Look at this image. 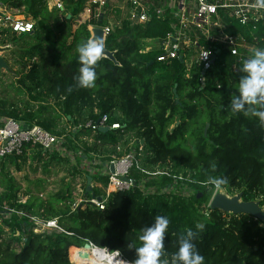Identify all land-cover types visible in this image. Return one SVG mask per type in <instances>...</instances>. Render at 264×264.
Instances as JSON below:
<instances>
[{"label":"trees","instance_id":"trees-1","mask_svg":"<svg viewBox=\"0 0 264 264\" xmlns=\"http://www.w3.org/2000/svg\"><path fill=\"white\" fill-rule=\"evenodd\" d=\"M85 1L62 0L63 8L50 10L48 0H0L7 9L28 7L38 21L31 34L18 35L10 27H0V45H16L14 52L23 69L25 87L31 82L33 88L45 89L57 101L53 121L43 111L21 117L16 111L5 112L2 105L0 115L37 123L58 136L62 133L56 128L63 118L71 128L104 115H109L110 124L121 125V129L108 131L70 129L65 133L62 153L35 149L0 159V264H84L93 248H83L86 243L111 252L118 250L127 263L134 264L136 253L128 244L139 246L141 230L154 223L157 215L170 221L161 257L165 264L173 263L180 237L189 228L195 230L198 223L205 225L195 241L205 264H264L263 223L249 215L208 208L216 189L210 183L213 178L226 180L221 185L225 189L243 190L245 201L262 199L264 205V125L257 117H246L230 107L242 75L241 65L236 64L231 52L216 46V60L203 86L200 67H194L188 77L180 59L161 62L158 57L163 50L145 49L147 39L166 37L172 30L171 20L156 19L144 25L124 21L105 41L119 64L102 57L96 66L95 87L79 88L78 47L91 40L89 26L98 23L85 10ZM229 20L226 18V23ZM227 31L246 34L248 42L255 45L251 55L264 49L262 25L254 29L233 23ZM82 137L86 140L79 146ZM141 143L148 154L144 165L153 169L159 166L167 173L150 177L145 188L112 192L104 210L85 203L93 195H106L109 178L100 168L112 158L106 157L107 149L122 157L131 149L138 152ZM118 147L124 148L118 151ZM63 154H80L79 161L89 164L76 173H84L86 180L89 175L101 184L93 194L85 188L87 198L75 210L70 184L43 199L31 196V190L21 193L15 176L6 168L7 160L17 171L29 159L47 166L70 162ZM97 161L100 163L93 165ZM91 166L98 171L91 173ZM133 176L138 183L147 177L138 169ZM176 180L174 189L186 186L192 192L190 196L164 191ZM26 196L28 199L22 202L21 197ZM27 215L56 219L64 231L37 233Z\"/></svg>","mask_w":264,"mask_h":264},{"label":"built area","instance_id":"built-area-1","mask_svg":"<svg viewBox=\"0 0 264 264\" xmlns=\"http://www.w3.org/2000/svg\"><path fill=\"white\" fill-rule=\"evenodd\" d=\"M54 1L58 7L63 8L62 0ZM0 7L7 14L6 18L0 17V27H10L18 35L34 32L36 25L33 21L26 17L13 20V16L5 11L7 8L3 7L1 3ZM85 10L92 15V21H98V23L89 26L91 37L93 36L92 28L100 27L105 32V40L124 21L144 25L156 19L171 20L172 30L166 37L147 39L146 41L156 42L152 49L156 47L163 50L162 55L158 57L159 61L171 62L180 59L184 62L188 77L191 76V70L194 67H200V81L203 86L208 71L216 60V51L214 50L216 46L219 45L231 52L236 58V64L239 65L242 60L251 57V51L255 45L248 42V36L242 33H230L227 28L230 29L233 23L244 27L253 26L254 29L260 25L264 26V7L260 6V0H86ZM101 15H103L102 24L99 23ZM115 15H120L122 20L113 22ZM226 18L230 19L229 24L226 23ZM146 50L149 51V49ZM205 53H210L206 59H204ZM104 128L116 130L121 129V125L118 122L110 124L109 115H104L97 121L81 122L71 129L73 131L91 129L95 132ZM65 143V135H55L37 123H26L14 117L0 115V159L20 156L35 149L50 154L55 150L62 153L65 151ZM117 149L118 151L123 150L122 147ZM138 154L136 149H131L122 157L117 156L103 163L100 172L109 178L108 186L105 189L106 195L101 197L93 195L85 200V203L104 210L112 192L129 191L137 186L141 189L145 188L144 185L150 177L167 173V169H162L159 166L153 173L139 168L137 165ZM97 163L100 162L97 161ZM93 165H96V162ZM111 167L114 168L113 171ZM135 169L141 170L147 176L142 178L139 183L133 176ZM90 170L93 174L98 171L92 166ZM178 181L176 180L173 187L166 188L164 191L168 193L175 191L184 197L190 196L192 192L186 186L174 189ZM217 190L218 188L215 189V192ZM208 208H210V202ZM20 214L24 215L23 212ZM206 215L209 216L208 211ZM27 217L34 224V231L37 233L64 231L55 219L46 220L35 215H27ZM91 245L97 247L93 243ZM102 249L123 258L122 253L118 250L111 252L108 248Z\"/></svg>","mask_w":264,"mask_h":264},{"label":"rangeland","instance_id":"rangeland-1","mask_svg":"<svg viewBox=\"0 0 264 264\" xmlns=\"http://www.w3.org/2000/svg\"><path fill=\"white\" fill-rule=\"evenodd\" d=\"M48 1L49 9L53 10V8L57 6L55 1ZM5 11L13 16V20L26 17L27 19L33 21L37 26L38 21H35L29 14L28 7H23L20 9H5ZM84 18L85 17L81 19L82 22ZM106 20H108V18H106ZM117 20H122L120 15H115V17L113 18V22H116ZM21 42L22 41H20V43ZM155 45L156 42L152 41L149 43V45L144 46L146 49L152 50V46ZM0 46L6 47V50L4 52H0V56L4 58V60L10 67V70H0V106H3V110L5 112H18L21 117L30 112L35 113L37 111H43L45 113V116L53 121V107L57 104V101L53 98V96H48L45 89L33 88L31 82H28L27 87H25L22 83V78L24 75L22 73L23 69L21 65L16 61V59L19 58L17 56L18 54L14 52L16 45L11 43L8 45ZM45 69L48 70V67H46ZM71 126V123L63 118L61 122H58L56 130L62 133L61 136H64L65 133L71 129ZM175 127L176 124L173 125L171 129H174ZM85 140L86 138L82 137L79 140V146H81ZM132 141L133 140L131 139L129 140V147L133 146ZM187 143L191 145L190 141ZM183 145L185 146L184 143ZM191 149H193V147ZM146 150L147 148L144 146V143H141V145L138 146L139 154L137 155V165L139 166V168L153 173L158 168L153 169V167L146 166L143 163V160L147 158L148 155ZM63 155L66 156L64 158H67L70 162H52L47 166L44 163H34L32 159H29L26 163L22 164L21 169L17 171L15 169V166H13L7 160L6 168L15 176L16 181L21 188V193L23 194L28 190H31V196H38L40 198L46 199L49 194L60 191L65 185L70 184L72 189V196L75 199L72 208L73 210H75L79 206V204H81V202L87 198L85 197L86 195L84 191L85 188H88L89 186L88 178L86 180L85 177L86 175L84 173L80 174L76 172L78 171L77 169L85 170V168L88 167L89 163L85 161H79L78 156H80V154ZM109 156H111L112 158L117 157L116 154H111V150L107 149L106 157ZM90 186L91 189L89 193L93 194L92 190L99 188L101 184L97 181H92L90 183ZM2 188L3 187L0 186V192L2 191ZM225 190L230 195H235L240 192V189L235 188ZM27 199L28 196L21 197L20 200H22V202H25L24 200ZM125 263L130 264L129 262Z\"/></svg>","mask_w":264,"mask_h":264},{"label":"clouds","instance_id":"clouds-1","mask_svg":"<svg viewBox=\"0 0 264 264\" xmlns=\"http://www.w3.org/2000/svg\"><path fill=\"white\" fill-rule=\"evenodd\" d=\"M264 7V0H260ZM80 68L76 77L79 88L91 89L97 80L96 66L103 56V44L87 41L78 47ZM210 53L204 54V59ZM242 73L238 87L231 95L230 107L233 112L243 113L246 117H257L264 125V49L255 50L251 57L241 61ZM210 183L216 188L226 183V180L213 178ZM170 221L166 216L157 215L154 223L141 230L138 236L139 246L129 243V249H134L136 259L134 264H165L161 260L165 249L166 233ZM205 225L198 223L195 230L187 229L179 239V248L173 257V264H205V257L200 254L195 241L204 230Z\"/></svg>","mask_w":264,"mask_h":264},{"label":"water","instance_id":"water-1","mask_svg":"<svg viewBox=\"0 0 264 264\" xmlns=\"http://www.w3.org/2000/svg\"><path fill=\"white\" fill-rule=\"evenodd\" d=\"M0 17L6 18L7 14L2 10L0 7ZM103 21V15L99 18V23L102 24ZM92 34L91 41L102 43L103 44V56L105 58H109L112 60L116 65H118V61L115 56V52L110 51L105 46V32L100 27H94L92 28ZM6 50V47L0 46V52H4ZM10 70L9 65L4 60L3 57L0 56V70ZM179 124V123H178ZM209 125H207L205 134L207 132ZM102 130L108 131L109 128H104ZM111 170L113 171L114 168L111 167ZM93 178L91 176H88V192L91 189L90 183L92 182ZM244 191H240L235 195H230L225 190L223 186H220L218 190L214 193L213 197L210 200V208L212 210H220L227 214H232L236 216L240 215H249L257 220L261 221L264 226V205H262V199H252L250 201H245L243 199ZM92 247L91 243H86L83 248H90ZM173 264V263H172Z\"/></svg>","mask_w":264,"mask_h":264},{"label":"bare ground","instance_id":"bare-ground-1","mask_svg":"<svg viewBox=\"0 0 264 264\" xmlns=\"http://www.w3.org/2000/svg\"><path fill=\"white\" fill-rule=\"evenodd\" d=\"M88 256L89 257L85 259L84 264H126L125 262H127L116 254L108 253L100 247H93L89 250Z\"/></svg>","mask_w":264,"mask_h":264}]
</instances>
